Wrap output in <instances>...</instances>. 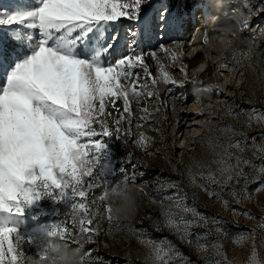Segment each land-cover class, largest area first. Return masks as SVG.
<instances>
[{
	"label": "snow or ice",
	"instance_id": "6c2138e0",
	"mask_svg": "<svg viewBox=\"0 0 264 264\" xmlns=\"http://www.w3.org/2000/svg\"><path fill=\"white\" fill-rule=\"evenodd\" d=\"M146 5L150 11H145ZM243 7L247 8L249 17L264 12V3L254 8L250 0H244ZM123 20L135 22L138 29L128 30L129 39L124 45L127 53L113 61L109 57L124 38L118 28ZM182 23V17L173 14L167 4L151 9V0H31L30 3L22 0L14 10L0 12V28L8 27L9 37L0 39V210L22 215L24 207L42 196L53 197L58 202L70 197L72 203L64 218L44 230L67 247L74 244L76 249H81L85 243L95 242L100 233L97 222L100 212L99 205L95 210L92 205L99 201L110 224L115 219L105 199L114 184L104 179L102 185L97 183L104 173L99 169L96 154L105 144L104 139L96 138L118 135L122 122L132 123L133 101L139 104L145 93L159 100L160 84L179 88L186 82H197V78L188 80L186 65L181 63L179 68L184 80L177 81L155 51L137 50L139 37L145 33L157 30L166 33L178 29ZM240 23L243 30L251 32L248 18L241 19ZM208 42L205 32L202 43L207 45ZM160 50L173 64L184 55L179 41H173L170 47L161 44ZM247 50H254L253 40L248 41ZM148 56L156 62L155 75L146 62ZM231 62L237 67L240 65L236 52L232 61L224 58L219 66L222 69ZM146 78L150 79L151 88L142 82ZM117 101H122V107ZM109 106L118 116L106 110ZM140 111L145 113L141 119L153 114L147 108ZM155 111L159 112V107ZM253 120L264 122V113L253 110L248 123ZM226 131L234 129L229 127ZM148 142L149 138L143 134L137 140L141 147H146ZM242 143L230 142L228 148L243 151ZM209 144L215 149L211 141ZM254 147L264 154V145ZM218 155L220 158L213 163L219 166L218 172L224 181L208 170L210 184L227 187L232 180L243 179V192L238 193L236 189L231 192L232 196L239 197L237 203L251 199L252 194L247 189L250 182L261 181L255 192H264V163L257 166L235 156L236 164L232 165L229 161L235 154L227 148ZM241 163L252 168L251 177L245 174ZM204 171L202 164L194 162L187 169L189 182L199 184L210 197L220 198L208 185L199 183ZM123 182L128 183V178ZM167 186L179 188L176 182ZM97 188L102 190L95 195ZM165 200L170 204L161 210L164 226L182 241L191 243L188 239L191 228L205 217L187 207L179 193L166 196ZM223 204L229 206L227 201ZM174 208L185 215H179ZM188 213L194 219H187ZM242 214L254 218L249 212ZM260 219V228L264 230V217ZM254 232L238 234L233 242L243 245L249 238L254 241ZM139 242L149 249L150 264H172L174 248L170 242L143 238ZM23 245L24 238L17 235L16 228L0 227V264H35L46 258V249L32 256ZM213 247L217 255L224 257L214 264H231L221 244ZM196 248L200 252L206 250L199 238ZM175 256L182 257V254L175 252ZM183 259L188 264L187 259ZM81 264H99V261L91 252H86L81 256ZM246 264H264V255L255 243Z\"/></svg>",
	"mask_w": 264,
	"mask_h": 264
},
{
	"label": "rangeland",
	"instance_id": "374dc122",
	"mask_svg": "<svg viewBox=\"0 0 264 264\" xmlns=\"http://www.w3.org/2000/svg\"><path fill=\"white\" fill-rule=\"evenodd\" d=\"M21 2L22 0H0V12L12 11ZM23 2L30 3L31 0ZM250 2L255 8L264 3V0ZM243 3L244 0H151V9L167 4L173 14L182 17L183 23L178 29L166 33L158 30L145 33L139 37L137 50L145 53L155 51L177 81L184 80V73L179 68L181 63L186 65L188 80L197 78V82H186L179 88L160 84L159 100L155 96L149 98L145 93L139 104L133 101L132 123L122 122L118 135L96 138L104 139L105 144L96 154L99 169L104 173L97 183L102 185L104 179L110 184H117L127 177L128 184L137 190L138 208L133 215L115 218L110 224L105 218L103 205L99 201L93 204L94 210L99 205L100 215L97 222L100 233L94 243L84 244L80 249L81 256L91 252L99 264H150L149 249L139 242L140 238L170 242L174 248L172 264H185L183 258L187 259L188 264H214L216 260L223 261L224 257L217 255V250L213 247L216 243L222 245V251L231 264H246L253 243L261 255H264V230L260 228V218L264 217V192H255L261 181L248 183L251 199L237 203L239 197L232 196L231 192L232 189H236L238 193L243 192V179H234L227 187L210 184L207 179L208 170H211L221 182L224 181V177L218 172L219 166L213 161L220 158L218 153L225 148L235 154L229 161L232 165L236 164L235 156L248 159L257 166L264 163V154L254 147L264 145V122L253 120L248 123L249 114L253 110L264 113V12L249 17ZM237 8L240 11H236ZM222 10L226 13L232 12L233 19L227 23L236 28L226 45L216 51L209 42L207 45L202 43L203 35L200 37L201 41L194 46L192 39L197 28L219 24L218 15ZM145 11H150L147 5ZM237 17L239 23L236 21ZM243 18L250 20L251 32L243 30L240 23ZM118 28L124 38L109 57L113 61L127 53L124 47L129 39L127 32L130 28L138 29V25L123 20ZM7 33L8 27L0 28V39L8 40ZM249 40L254 41L253 51L247 50ZM173 41H179L184 52L174 64L160 50L161 44L170 47ZM233 52H236V59L241 61L240 65L237 67L231 62L222 70L219 66L221 61L224 58L232 61ZM194 56L195 59L203 60V63L206 61L207 69L212 72L209 81H203L199 77L203 63L198 69L191 71L190 60ZM218 57L221 59L217 61ZM146 62L155 75L156 62L150 56L146 57ZM142 82L151 88L150 79L146 78ZM117 104L122 107V101H117ZM157 107L159 112L155 111ZM144 108L153 113L147 119H141L145 113L140 110ZM106 110L118 116L111 106ZM193 111H198L199 117ZM229 127L234 131H226ZM141 134L149 138L146 147L137 143ZM210 141L216 146L215 149L210 147ZM240 141H243V151L240 148H228L230 142ZM194 162H199L205 168L199 183L208 185L211 191L220 194V198L210 197L199 184L189 182L187 169ZM240 167L246 175L252 176V168L242 163ZM235 171L232 175H235ZM171 182L178 183L179 188L168 187L167 184ZM101 190L97 188L94 194L98 195ZM178 193L183 196L187 207L205 217V220L191 228L188 238L191 243L182 241L177 234L165 227L161 215V210L170 204L165 197ZM223 201H227L229 206L225 207ZM71 203L72 200L67 196L59 202L53 197L42 196L24 207L22 215L0 210V227L16 228L17 235L24 238L23 246L27 254L37 256L44 248V238L47 235L44 229L60 222ZM173 210L179 215H185L180 209ZM244 212L251 213L254 218L245 217L242 214ZM186 218L194 219L191 213L186 214ZM217 228L221 231L218 232ZM252 230H255L254 241L249 238L243 245L233 242L238 234L251 235ZM197 238L199 243L205 245V251L197 250ZM69 248L76 249L77 245L73 244ZM175 252L181 253L182 257L175 256Z\"/></svg>",
	"mask_w": 264,
	"mask_h": 264
},
{
	"label": "clouds",
	"instance_id": "9594fccd",
	"mask_svg": "<svg viewBox=\"0 0 264 264\" xmlns=\"http://www.w3.org/2000/svg\"><path fill=\"white\" fill-rule=\"evenodd\" d=\"M105 199L111 205L113 216L117 219L133 215L138 208L137 190L123 180L109 188ZM43 247L47 256L35 264H81V250L67 247L58 238L46 235Z\"/></svg>",
	"mask_w": 264,
	"mask_h": 264
},
{
	"label": "bare ground",
	"instance_id": "6f19581e",
	"mask_svg": "<svg viewBox=\"0 0 264 264\" xmlns=\"http://www.w3.org/2000/svg\"><path fill=\"white\" fill-rule=\"evenodd\" d=\"M229 0H221V2H226ZM225 10H222L218 20L220 21L219 24H212L209 25L208 28L203 27V26H199L197 29V31L195 32L194 37H193V45H197L201 40H200V34L201 33H205L207 32L208 36H209V44L211 47H213V49H215L216 51L221 50L227 43V41L229 40L230 36L234 33H232L233 31L236 30L235 27H231V24H228L227 22L231 21L233 19V16H231L232 12H228L225 15ZM235 13V12H233ZM239 23V19L237 17V20ZM191 64V71H195L196 69H198L201 64L203 63V60H198L195 59V56L193 57V59L190 60ZM223 70V69H222ZM228 87V86H227ZM194 113H198V111H193ZM196 115V114H195ZM200 113L197 114V117H199ZM196 129V128H195Z\"/></svg>",
	"mask_w": 264,
	"mask_h": 264
},
{
	"label": "trees",
	"instance_id": "16d2710c",
	"mask_svg": "<svg viewBox=\"0 0 264 264\" xmlns=\"http://www.w3.org/2000/svg\"><path fill=\"white\" fill-rule=\"evenodd\" d=\"M211 74H212L211 70L205 67L203 70H201L199 77L203 81H209L211 79Z\"/></svg>",
	"mask_w": 264,
	"mask_h": 264
}]
</instances>
